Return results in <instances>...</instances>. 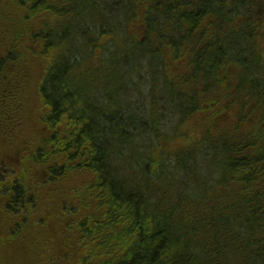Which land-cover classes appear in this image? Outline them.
I'll return each mask as SVG.
<instances>
[{
  "label": "trees",
  "instance_id": "obj_1",
  "mask_svg": "<svg viewBox=\"0 0 264 264\" xmlns=\"http://www.w3.org/2000/svg\"><path fill=\"white\" fill-rule=\"evenodd\" d=\"M263 39L264 0H0V141L35 127L9 231L56 222L47 264H264Z\"/></svg>",
  "mask_w": 264,
  "mask_h": 264
},
{
  "label": "rangeland",
  "instance_id": "obj_2",
  "mask_svg": "<svg viewBox=\"0 0 264 264\" xmlns=\"http://www.w3.org/2000/svg\"><path fill=\"white\" fill-rule=\"evenodd\" d=\"M259 42V45L263 47L264 39L260 40ZM185 68L186 66L183 61L178 62L177 64L168 68L167 73H169L170 76L174 77H178L179 75L183 76L184 74H187V72H185ZM142 88L143 89H140L136 92L131 91L130 95L133 96L135 100H144L145 97H147L144 93L147 91L146 88ZM180 90L181 92L183 91L181 87ZM227 102L228 101H226L225 103ZM231 107L233 108L234 106ZM232 108H230V112L235 118V112H232L234 110H232ZM202 112V114L195 113V115L188 118L184 122L185 124L183 126H180L181 133L187 134L189 138H193L192 141H197L198 131H202L203 129L208 127L209 116L212 111L208 109L206 112ZM225 117L231 120L229 113H226ZM175 118L176 116L174 115V113H172L165 121L166 132H170V130H172L173 125L176 121ZM233 120L231 122H233ZM32 128L35 127H29V124L27 122L26 124H23V126L18 122L17 126L15 127V132L12 133L10 139H6L3 142L0 141V155H2L1 153L7 154V152H12L14 148H16L17 151L20 143L27 141L32 136ZM217 129L221 131L220 127H218ZM213 133L218 134L215 131ZM179 140L180 141H178V139L174 140L173 137H171L165 140L163 144L167 148H172L182 142L181 139ZM72 183H74L73 180ZM51 194V192L46 191V195L51 196ZM50 221L51 223L45 224L43 222L40 225H36L37 222H34L28 228L22 231L18 230L16 231L17 233H15L9 231L7 219L4 217V215L0 214V241L2 242V244L0 245V264H47L50 261L49 253L51 251H54L55 249H61L62 246L61 236L58 233V224L52 221V219H50Z\"/></svg>",
  "mask_w": 264,
  "mask_h": 264
}]
</instances>
